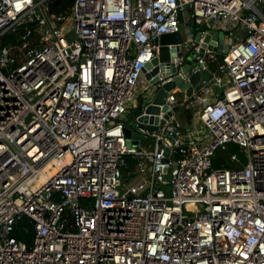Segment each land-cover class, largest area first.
Masks as SVG:
<instances>
[{
  "label": "built area",
  "instance_id": "1",
  "mask_svg": "<svg viewBox=\"0 0 264 264\" xmlns=\"http://www.w3.org/2000/svg\"><path fill=\"white\" fill-rule=\"evenodd\" d=\"M50 2L0 0V264H264V0ZM184 15L179 53L147 78ZM209 30L224 52L200 55ZM203 69L190 95L166 91L156 130L138 127L163 83ZM180 107L196 108L188 128ZM125 127L143 138L127 145ZM228 145L242 158L213 166Z\"/></svg>",
  "mask_w": 264,
  "mask_h": 264
},
{
  "label": "water",
  "instance_id": "2",
  "mask_svg": "<svg viewBox=\"0 0 264 264\" xmlns=\"http://www.w3.org/2000/svg\"><path fill=\"white\" fill-rule=\"evenodd\" d=\"M212 21V20H211ZM195 41H199L200 34H195ZM216 41H218V46H216ZM182 42V38L179 32L176 33H168L163 34L160 36L159 39L155 40V43L160 44L158 56L155 57L151 63H148L146 65V69L152 68L151 73H145V76L149 78L152 74H155L158 72L159 62H164L169 60V56H175L177 53H179V44ZM224 33L223 31L219 30L217 32H214L212 30H209L207 33L204 34L202 41L200 43V55L203 52L204 47L209 44L208 46L212 49V51H215L217 53L224 52L223 48H226L227 45H224ZM168 45H172L171 47H168ZM195 63V58L187 56V59L182 66L183 71H187L190 69L192 64ZM161 66V72L164 70ZM171 71L175 72L176 69L171 64ZM145 72V71H144ZM209 76V71L207 69H203L198 73H193L189 75L188 81H182L180 76H175L171 81H168L166 83H163L161 88L155 91V93L152 95L151 102L148 103L144 108V113L142 115H139L137 117L138 121V127L141 129H145L147 131H153L157 129V123H158V117L160 111H165L167 109V105L164 103V97L167 90L173 89L175 85L179 84L180 88L185 90L187 95H190L192 93L193 85L197 84L200 80H207ZM153 79L152 81H154ZM161 105V107H160ZM170 115V112H167L164 114V118H167ZM160 125L163 124V120L160 121ZM124 134L126 136L127 145L130 144H136V139H142L143 135L136 131L131 130L127 127L124 128ZM130 138H133L131 141ZM187 139V137H185ZM169 149H165V158L164 161H167V155H168ZM169 176L165 175V179H168Z\"/></svg>",
  "mask_w": 264,
  "mask_h": 264
},
{
  "label": "rangeland",
  "instance_id": "3",
  "mask_svg": "<svg viewBox=\"0 0 264 264\" xmlns=\"http://www.w3.org/2000/svg\"><path fill=\"white\" fill-rule=\"evenodd\" d=\"M187 52H188V51H187ZM189 55H190V57H194L193 51H191V53L188 52V53H187V56H189ZM228 86H229V84L226 82V80H224V84H223V86H222L223 88H222V87H221V88H220V87H215L214 90H215L217 93H220V92L222 91V89H225V88H227ZM139 94H140V95L137 96V98H136V100H135V102H134V105H133V106L130 108V110H129V114H128V116L131 117V119L133 118V115L130 114L131 109H134L136 106H138V104H139V106H140L141 104H144V102H145V100H146V97H147V94H148V93H146V91H142V92L140 91ZM177 97H178V99H181V98L183 97V94L180 93V92H178V93H177ZM189 108H192V110L194 109V112L196 111V108H193V107H189ZM184 109H185L184 107H180V108L176 109V115L178 116V118H179L180 122L183 124V126L186 127V126L188 125V123H187L186 120L182 117V116H183ZM184 113H185V112H184ZM181 115H182V116H181ZM195 117H196V115H195ZM195 117H194L193 121H195ZM193 121H191V122L189 123V125H192ZM230 153H236L240 158H242V155L239 153V151H238V149H237V147H236L235 145H228L226 151L218 150V151L216 152L215 159L218 160L217 162H221V163H223V164H227V165L230 166V165H231L230 160H229V154H230ZM215 159H214V160H215ZM126 160H127V163H128V168H132V166H133V162H132V160L130 159V157H127ZM130 170H131V169H130ZM123 181H125V179H123ZM169 190H170V188H169V186H167V187H166V191H169Z\"/></svg>",
  "mask_w": 264,
  "mask_h": 264
},
{
  "label": "trees",
  "instance_id": "4",
  "mask_svg": "<svg viewBox=\"0 0 264 264\" xmlns=\"http://www.w3.org/2000/svg\"><path fill=\"white\" fill-rule=\"evenodd\" d=\"M74 0H51L50 4H49V11L51 13H55V14H60V13H64L66 10H68L70 8V6L73 4ZM220 58V57H219ZM144 104H141L139 106H136L134 109H131L130 114L133 115V117H135L136 115H138L142 108H143ZM185 112V113H184ZM183 112V118L186 120V122L189 123L191 122L192 118H193V112L190 109H184ZM218 160H213V166H219L221 164V162H217ZM227 165V164H225ZM25 222V221H24ZM31 234L32 232L29 231L28 233H24L20 227H18L15 230V236L18 239H23L26 240L28 243L30 242V238H31Z\"/></svg>",
  "mask_w": 264,
  "mask_h": 264
},
{
  "label": "crops",
  "instance_id": "5",
  "mask_svg": "<svg viewBox=\"0 0 264 264\" xmlns=\"http://www.w3.org/2000/svg\"><path fill=\"white\" fill-rule=\"evenodd\" d=\"M180 21H181V26H180V34L181 36H185L186 35V29L187 27L189 28V26L191 25V21L188 19L187 15H184L183 17L180 18ZM224 43V42H223ZM225 45V43H224ZM219 54V53H218ZM185 109H190L192 110V108H189V107H184ZM193 112V118L191 121H193L194 117H195V112H194V109L192 110ZM190 127V125H187L185 128H188Z\"/></svg>",
  "mask_w": 264,
  "mask_h": 264
}]
</instances>
